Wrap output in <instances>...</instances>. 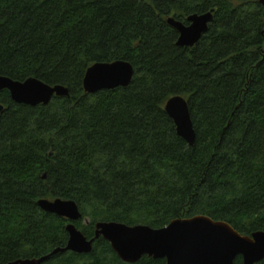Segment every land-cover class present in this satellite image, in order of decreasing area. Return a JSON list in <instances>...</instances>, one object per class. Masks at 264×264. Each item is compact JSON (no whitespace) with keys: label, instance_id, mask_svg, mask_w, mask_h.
Segmentation results:
<instances>
[{"label":"trees","instance_id":"trees-1","mask_svg":"<svg viewBox=\"0 0 264 264\" xmlns=\"http://www.w3.org/2000/svg\"><path fill=\"white\" fill-rule=\"evenodd\" d=\"M212 11L201 41L178 47L168 18L187 24ZM116 61L134 66L132 85L87 94L88 69ZM0 75L70 90L38 107L0 92V264L66 248L69 221L42 211V199L75 202L83 215L75 225L89 240L99 222L162 229L197 216L242 236L264 232L258 0H0ZM175 96L189 103L193 147L165 110ZM44 264L127 263L101 238L90 255Z\"/></svg>","mask_w":264,"mask_h":264},{"label":"water","instance_id":"water-1","mask_svg":"<svg viewBox=\"0 0 264 264\" xmlns=\"http://www.w3.org/2000/svg\"><path fill=\"white\" fill-rule=\"evenodd\" d=\"M258 1L264 7V0ZM214 13L189 16L187 24L168 18V25L179 34L177 46L194 48L208 33ZM135 74L134 66L126 61L97 63L86 73L84 91L95 95L128 88ZM5 90L10 92L15 103L32 107L48 106L54 97H70V90L64 86H50L36 78L18 82L0 75V92ZM4 110L5 106L0 105V116ZM165 110L174 121L178 136L193 147L196 132L188 101L182 96H175L168 100ZM38 206L46 213L69 221L66 226L68 244L66 248L56 249L44 258L18 260L9 264H44L51 257L68 252L90 255L101 238L127 264H137L144 257L164 259L166 264H235L239 257L243 264H259L264 260V232H256L250 237L242 236L230 224L214 221L207 216L174 220L162 229L99 222L95 226V237L89 240L75 225L83 218L75 202L42 199Z\"/></svg>","mask_w":264,"mask_h":264},{"label":"rangeland","instance_id":"rangeland-1","mask_svg":"<svg viewBox=\"0 0 264 264\" xmlns=\"http://www.w3.org/2000/svg\"><path fill=\"white\" fill-rule=\"evenodd\" d=\"M69 223H67L68 225ZM88 224V220H86L85 222L82 223L83 226L87 225Z\"/></svg>","mask_w":264,"mask_h":264}]
</instances>
